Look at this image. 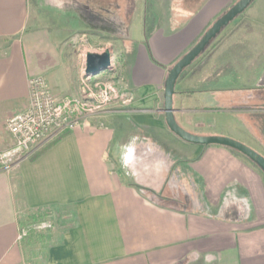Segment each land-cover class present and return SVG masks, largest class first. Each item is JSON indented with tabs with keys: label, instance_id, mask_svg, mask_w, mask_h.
<instances>
[{
	"label": "crops",
	"instance_id": "0c3cea01",
	"mask_svg": "<svg viewBox=\"0 0 264 264\" xmlns=\"http://www.w3.org/2000/svg\"><path fill=\"white\" fill-rule=\"evenodd\" d=\"M237 1L0 0L1 152L15 145L5 123L28 107L29 79L43 77L61 97L81 93L79 34L111 51L135 97L107 113L106 128L90 120L0 170V264H264L263 170L232 149L184 142L164 113L169 71ZM226 30L179 78L175 117L193 135L264 157L263 133L241 118L264 117V107L237 108L257 97L229 85L264 79V0ZM46 221L52 229L19 239Z\"/></svg>",
	"mask_w": 264,
	"mask_h": 264
},
{
	"label": "built area",
	"instance_id": "2783aa9c",
	"mask_svg": "<svg viewBox=\"0 0 264 264\" xmlns=\"http://www.w3.org/2000/svg\"><path fill=\"white\" fill-rule=\"evenodd\" d=\"M103 71L117 73L118 65L112 60L107 70L96 74H87L83 65V89L76 97L56 95L43 77L29 79L28 107L5 123L6 130L15 139V145L0 152V170L13 172L28 161L43 143L60 134L74 132L113 108L130 107L133 96L124 79L117 78V82L97 79L96 76ZM50 229L52 224L48 221L30 224L21 230L19 239L28 237L31 231L43 232Z\"/></svg>",
	"mask_w": 264,
	"mask_h": 264
},
{
	"label": "water",
	"instance_id": "95a60500",
	"mask_svg": "<svg viewBox=\"0 0 264 264\" xmlns=\"http://www.w3.org/2000/svg\"><path fill=\"white\" fill-rule=\"evenodd\" d=\"M254 2V0H238L224 15H222L211 28L203 35L199 42L169 71L164 94L165 122L168 129L178 138L186 143L198 146H220L239 152L258 165L264 172V157L243 143L227 137H201L196 136L181 127L175 117L174 96L177 82L183 72L209 47L210 43L221 34L223 29L229 26L241 16ZM112 63L111 51L103 53H87L85 58V69L87 74H96L107 70Z\"/></svg>",
	"mask_w": 264,
	"mask_h": 264
},
{
	"label": "rangeland",
	"instance_id": "374dc122",
	"mask_svg": "<svg viewBox=\"0 0 264 264\" xmlns=\"http://www.w3.org/2000/svg\"><path fill=\"white\" fill-rule=\"evenodd\" d=\"M255 2H257V0H254V2L250 5V6H252L253 4H255ZM224 15V14H223ZM226 28L227 27H225L224 29H223V31L221 32V34L219 35V36H221L222 34V38H224L226 35H227V32H228V30H226ZM226 30V31H225ZM225 32V33H224ZM219 36H217L215 39H217V38H219ZM221 38V37H220ZM214 39V40H215ZM219 41V42H218ZM218 41H215L214 42V44H213V42L212 43H210V45H209V47H208V49H206L205 50V52H204V54H202L200 57H199V59L190 67V68H192V69H195L197 66H198V64H199V62L200 61H202V60H205V56H206V54H211L212 52H216L217 50V48L219 47V45L221 44L220 42H222V39H220V40H218ZM217 42V43H216ZM198 43V42H197ZM213 44V46L215 45V44H217L216 46H215V48L213 47V46H211ZM211 46V47H210ZM72 49H73V55L75 56V58H77V60H78V62H79V60H80V62L82 63L83 62V60H84V55H85V52H87V53H98V52H95L96 50L89 44V42H87V39H84L83 38V36L82 35H77L76 36V38H75V40H74V42H73V45H72ZM194 47V46H193ZM224 48H225V46H224ZM245 48H247V47H245ZM98 54H100V53H98ZM248 54H253V56H254V54H255V48H253V47H251L250 48V50H249V52H248ZM200 60V61H199ZM80 65H82V64H80ZM190 68L188 69V70H190ZM80 72L82 73V66H81V68H80ZM186 72V71H185ZM184 72V73H185ZM253 76H254V78H253ZM97 77V79H101V80H107V81H113V82H117L116 81V79L117 78H120V76H119V73L117 74V73H108L107 71H103L102 73H101V75H98V76H96ZM121 79H124L123 77L121 78ZM256 75H255V73H250V74H247L246 76H243V78H241V79H239L238 81H234V79L233 80H230V84L229 85H232V87H234V88H236V89H238L237 87L238 86H241V85H244V87L245 88H247L249 91H251L252 93H253V95H252V97L253 96H256L257 98L256 99H254L253 98V100L251 99L250 101H248L249 103H243V102H241V103H238V101L235 103V106H237V108H262V107H264V105L263 104H261V103H264L263 101H262V99H259L258 97H263V95H262V93H260V89H258V88H260V87H262V86H264V79L262 78L261 79V81H260V83L259 82H256ZM260 80V79H259ZM81 82V81H80ZM124 83H125V85L126 86H128V89L130 90V86H129V84H127L126 83V81L124 80ZM122 84V83H121ZM121 84H120V86H121ZM83 87V85H82V83H81V89H83L82 88ZM249 87L251 88V89H249ZM257 88V89H256ZM254 94H257V95H254ZM132 96H133V103H134V101H135V97H134V95L132 94ZM132 103V104H133ZM244 106V107H243ZM127 108V107H126ZM106 115L107 114H105L104 116H102V117H98V118H96V119H93V120H99V122H101L102 121V119H104L105 117H106ZM245 122H248V121H251L252 123H255V131L256 132H262L263 133V135H264V117L263 116H261L260 114H251V115H249V114H246V115H244V116H242L241 117ZM99 128H106V126H105V124H104V121H102V123H100L99 124ZM258 133V134H259ZM236 141H238V140H236ZM240 142V141H239ZM242 143V142H241ZM50 144V143H49ZM48 144V145H49ZM244 145H246V144H244ZM247 146V145H246ZM249 147V146H248ZM44 149V148H43ZM39 150H42V149H39ZM1 152V151H0ZM37 152H39V151H35L33 154H32V156L30 157V159L35 155V153H37ZM29 159V160H30Z\"/></svg>",
	"mask_w": 264,
	"mask_h": 264
},
{
	"label": "trees",
	"instance_id": "16d2710c",
	"mask_svg": "<svg viewBox=\"0 0 264 264\" xmlns=\"http://www.w3.org/2000/svg\"><path fill=\"white\" fill-rule=\"evenodd\" d=\"M204 52H205V51H204ZM204 52H203L202 54H204ZM198 59H199V58H198ZM198 59H197V60H198ZM197 60H196V61H197ZM196 61H195V62H196ZM195 62H194V63H195ZM194 63H193V64H194ZM193 64H192V65H193ZM189 68H190V67H189ZM189 68H188V69H189ZM188 69H186V70H188ZM186 70H185V71H186ZM185 71H184V72H185ZM184 72H183V73H184ZM57 141H58V140L53 141L51 144H49L48 147L53 146ZM41 154H42V153H41ZM41 154H39L38 156H40ZM38 156H37V157H38ZM37 157H36V158H37Z\"/></svg>",
	"mask_w": 264,
	"mask_h": 264
}]
</instances>
